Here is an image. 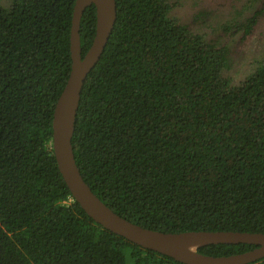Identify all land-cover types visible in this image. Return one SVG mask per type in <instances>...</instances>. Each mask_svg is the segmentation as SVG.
<instances>
[{"label": "trees", "instance_id": "1", "mask_svg": "<svg viewBox=\"0 0 264 264\" xmlns=\"http://www.w3.org/2000/svg\"><path fill=\"white\" fill-rule=\"evenodd\" d=\"M116 1L72 140L85 181L146 228L264 232V55L234 84L224 73L228 48L171 16L168 0ZM75 4L0 3V264H183L97 223L59 171L52 124L72 67ZM261 14L225 29L248 36ZM96 26L91 5L80 24L83 56Z\"/></svg>", "mask_w": 264, "mask_h": 264}, {"label": "water", "instance_id": "2", "mask_svg": "<svg viewBox=\"0 0 264 264\" xmlns=\"http://www.w3.org/2000/svg\"><path fill=\"white\" fill-rule=\"evenodd\" d=\"M96 6L97 26L92 45L82 55L80 24L85 10ZM117 21L116 0H76L71 29L72 67L54 110L52 148L60 173L71 194L97 223L107 230L183 264H253L264 259V232L189 230L163 232L146 228L116 213L85 181L77 164L73 136L85 81L98 64ZM209 244H251L241 253L214 256L199 251Z\"/></svg>", "mask_w": 264, "mask_h": 264}, {"label": "rangeland", "instance_id": "3", "mask_svg": "<svg viewBox=\"0 0 264 264\" xmlns=\"http://www.w3.org/2000/svg\"><path fill=\"white\" fill-rule=\"evenodd\" d=\"M12 0H0L9 6ZM170 15L208 41L229 50V67L224 72L234 84H240L253 72L264 55V2L263 0H168ZM256 10L262 11L259 22L248 36L226 25L244 21Z\"/></svg>", "mask_w": 264, "mask_h": 264}]
</instances>
